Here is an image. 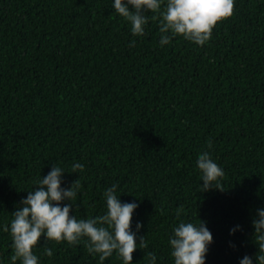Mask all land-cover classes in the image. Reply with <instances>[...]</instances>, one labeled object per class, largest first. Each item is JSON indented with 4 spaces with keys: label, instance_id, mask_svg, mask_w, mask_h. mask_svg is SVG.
<instances>
[{
    "label": "trees",
    "instance_id": "16d2710c",
    "mask_svg": "<svg viewBox=\"0 0 264 264\" xmlns=\"http://www.w3.org/2000/svg\"><path fill=\"white\" fill-rule=\"evenodd\" d=\"M234 3L204 46L182 36L161 46L164 5L144 13L145 34L136 36L114 0H0V264L14 254L4 225L55 165L65 172L62 188L79 179L73 203L62 202L77 219L105 215L114 184L121 203L139 205L131 230L148 248L138 247L132 264H150L146 252L175 264L174 228L201 221L213 235L206 264H240L246 255L258 264L264 0ZM203 152L223 169L222 190L203 191ZM76 163L84 170L73 173ZM86 240L42 237L33 253L38 264H101ZM102 264L123 260L114 251Z\"/></svg>",
    "mask_w": 264,
    "mask_h": 264
},
{
    "label": "clouds",
    "instance_id": "9594fccd",
    "mask_svg": "<svg viewBox=\"0 0 264 264\" xmlns=\"http://www.w3.org/2000/svg\"><path fill=\"white\" fill-rule=\"evenodd\" d=\"M164 11L159 20L161 33V46L170 44L172 39L182 36L184 39L197 45L204 46L210 41L214 28L234 14V0H114V9L131 24V32L136 36L145 34L144 26L148 18L146 11L160 13L161 6ZM158 17L153 16L156 20ZM130 46H135L132 41ZM211 148V141L208 142ZM197 166L202 172L203 191L213 187L221 189L219 181L224 177V171L213 161L208 152L199 155ZM83 171L84 165L76 163L72 166L73 173ZM62 168L54 166L51 171L37 180L38 185L20 202L17 210L12 213L13 219L3 227L12 238L14 254L11 256L12 264L21 261V264H38V257L33 253L42 237L55 242L67 241L77 245L82 238H87L85 247L88 253L98 254L102 264L115 251L122 258L123 264H132L133 253L139 247L147 249L145 236L139 238L131 230L134 210L139 207L135 202L121 203L120 197L115 194L118 185L108 188L104 197L106 199L107 213L103 216L88 219H77L70 215L72 205L62 206L65 200L73 201L77 196L79 179L70 189L61 187ZM222 190V189H221ZM183 208L177 209V216ZM258 217L253 220L256 243L259 253L256 256L258 264H264V209H258ZM137 232L143 227L137 224ZM239 227V226H237ZM237 229H232V234ZM172 247L171 255L175 264H206V255L209 245L213 243V235L206 223L194 224L181 222L174 228V236L170 237ZM234 246V245H233ZM48 257L53 256L51 248H45ZM145 259L150 264H156V255L146 252ZM240 264H253L252 258L244 256Z\"/></svg>",
    "mask_w": 264,
    "mask_h": 264
}]
</instances>
